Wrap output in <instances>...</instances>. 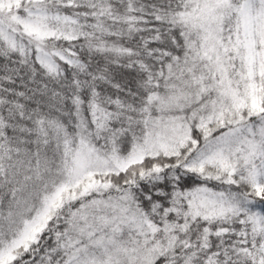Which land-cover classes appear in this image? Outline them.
<instances>
[{
    "label": "snow or ice",
    "instance_id": "obj_1",
    "mask_svg": "<svg viewBox=\"0 0 264 264\" xmlns=\"http://www.w3.org/2000/svg\"><path fill=\"white\" fill-rule=\"evenodd\" d=\"M0 264H264V0H0Z\"/></svg>",
    "mask_w": 264,
    "mask_h": 264
}]
</instances>
